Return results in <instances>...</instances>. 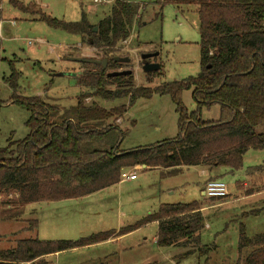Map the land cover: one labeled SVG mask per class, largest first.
Instances as JSON below:
<instances>
[{"label": "trees", "instance_id": "16d2710c", "mask_svg": "<svg viewBox=\"0 0 264 264\" xmlns=\"http://www.w3.org/2000/svg\"><path fill=\"white\" fill-rule=\"evenodd\" d=\"M9 4L50 28L80 36L101 60L107 59V66L103 71L99 65L81 63L83 71L75 76V82L88 92L79 94L75 105L62 109L39 96L18 95L20 74L16 71L5 79L11 95L7 102L0 101V109L8 103L23 109L27 134L20 140L10 137L0 149V206L5 208L0 210V220H19L31 204L80 199L105 190L120 182L122 171L137 166L159 168L160 178L195 166L235 173L242 169L247 151L264 150V128L257 132L264 127V0H157L155 18H160L168 5L195 7L200 71L195 77L152 89L135 87L133 72L106 76L127 67L112 58L129 38L133 25L140 24L143 8L139 4L114 0L109 14L95 25L84 13L72 23L45 16L18 0H9ZM186 91H191L193 110L182 103ZM154 95L168 96L174 104L176 136L121 150L128 129H122L117 121H125L128 109L138 99ZM88 98L105 102L125 99L127 105L106 109L95 101L86 105ZM214 106L219 118L202 120L203 110ZM258 172L264 175V162L247 169L248 175ZM200 209L197 202L161 204L138 226L157 222L159 248H188L177 256L178 261L194 254L201 259L210 249L200 243L204 228ZM29 224L30 229L38 225L36 220ZM132 230L121 229L117 236ZM113 236L114 232H105L76 241L18 240L13 248L0 250V264H51L48 256L106 242ZM243 250L247 254L235 264H264V233L248 238L242 229L239 253Z\"/></svg>", "mask_w": 264, "mask_h": 264}, {"label": "rangeland", "instance_id": "374dc122", "mask_svg": "<svg viewBox=\"0 0 264 264\" xmlns=\"http://www.w3.org/2000/svg\"><path fill=\"white\" fill-rule=\"evenodd\" d=\"M18 1L64 22H78L81 13H84L88 22L95 25L109 14L114 0L103 3H94L93 0ZM122 1L136 3L143 8L140 24L133 25L129 38L119 46L116 54V57L129 59L125 64L127 67L122 70L133 72L135 87L152 89L164 83L195 77L199 73L195 7L176 9L168 5L163 8L161 17L155 18L157 0ZM0 21V101L7 102L11 95L5 79L12 70L20 74L18 95L39 96L54 107L73 106L79 94L88 92L76 85L75 76L83 71V67L72 59L101 60V56L95 49L83 44L80 36L48 27L32 15L13 8L9 0H0ZM153 53L157 56L148 61L158 64L160 69L145 73L141 56ZM93 101L106 109L127 105L125 99L105 102L88 98L84 103L89 105ZM182 103L188 110L195 108L191 91L183 93ZM26 118L27 113L11 103L0 109V149L6 146L10 137L20 140L26 136ZM218 118L217 106L202 112L204 121ZM176 123L175 106L168 96L138 99L128 109L125 121H117L122 129H128L120 149L128 150L173 139L177 133ZM262 128L259 127L257 132ZM263 162L264 150L247 151L241 170L232 175L225 169L226 173L220 177L229 196L214 201L200 194L204 181V177L199 175L200 168L166 179H160L156 170L129 169L126 171L135 173L137 181L121 182L80 199L32 204L24 208L19 220H0V249L12 248L18 240L76 241L99 233L118 234L121 229L130 227L133 230L121 238L113 236L107 242L69 250L49 261L51 264H203L207 260V264H235L247 254V250L239 253L241 230L248 238L264 233V175L262 172L247 173L248 168ZM247 176V186L239 189L237 183L242 186ZM253 191L257 192L249 194ZM191 202L205 207L200 243L210 250L201 259L194 254L178 261L177 256H182L188 248H159L155 240V223L138 225L148 213L156 212L161 204ZM3 209L0 206V210ZM32 220L38 223L35 229H30L29 222Z\"/></svg>", "mask_w": 264, "mask_h": 264}, {"label": "crops", "instance_id": "0c3cea01", "mask_svg": "<svg viewBox=\"0 0 264 264\" xmlns=\"http://www.w3.org/2000/svg\"><path fill=\"white\" fill-rule=\"evenodd\" d=\"M79 47V46H78ZM76 49H77V47H76ZM129 150V149H128ZM138 167H140L139 168V170H144V171H148V170H156V171H159L160 169L159 168H148V167H142V166H137V167H135L134 169H138ZM195 168H200V173H199V175L200 176H202V177H204V181H203V184H202V189L200 190V194L204 197V198H207V197H205V195H204V187H205V184L209 181V180H214V179H218V180H221L220 179V177H221V175L222 174H225L226 173V171H225V169L224 170H221L222 168H213V169H207V168H204V167H201V166H195V167H182L181 169H180V171L176 174V175H174V176H171V177H175V176H177V175H181V174H183L184 172H189L191 169H195ZM227 173H229V174H232V175H235L237 172H235V173H230L228 170H227ZM131 174H135V173H131ZM136 175V174H135ZM171 177H166V178H171ZM166 178H160V179H166ZM137 175H136V179L135 180H133V181H128V182H135V181H137ZM249 181V176H247V179L243 182V185L242 186H244V187H242L241 186V184L240 183H237V187L239 188V189H245V187L247 186V184H246V182H248ZM119 183H121V182H119ZM118 183V184H119ZM118 184H116V185H118ZM115 185V186H116ZM112 187H114V186H112ZM112 187H110V188H112ZM107 189H109V188H107ZM257 191H253V192H250L249 194H254V193H256ZM259 192V191H258ZM247 194V193H246ZM229 196V195H228ZM227 196V197H228ZM241 196V195H240ZM227 197H225V198H227ZM224 199V198H223ZM211 201H214V200H211ZM214 203V202H213ZM42 204H45V203H42ZM32 205V204H31ZM30 205H28V206H26L25 207V209L26 208H28ZM200 207H201V209H200V212L202 213V211H203V209L205 208V207H202V205H201V203H200ZM32 211H34V210H32ZM147 215H150V213H148ZM151 223H155V225L157 226V222H151ZM117 232H115V234H114V238H121L123 235H121V236H117V234H116ZM125 235H127V234H125ZM124 235V236H125ZM155 240H156V237H155ZM107 242V241H106ZM13 248V247H12ZM85 248H87V247H85ZM10 249V248H9ZM80 249H83V248H80ZM80 249H74V251L75 250H80ZM0 250H7V249H0ZM73 251V250H72ZM64 252H61V253H57V254H54V255H51V256H48L47 257V259L48 260H50V259H52V258H57V257H60L62 254H63ZM21 264H28V263H21Z\"/></svg>", "mask_w": 264, "mask_h": 264}, {"label": "water", "instance_id": "95a60500", "mask_svg": "<svg viewBox=\"0 0 264 264\" xmlns=\"http://www.w3.org/2000/svg\"><path fill=\"white\" fill-rule=\"evenodd\" d=\"M95 31H96V28H94V32ZM156 56H157L156 53L143 54L141 56V61L143 62L142 69L145 73L156 72L160 69V66L158 64H153V63L148 62L149 59L154 58ZM72 61L77 62V63L99 65V66H101L103 71L106 69V66H107V59L98 60V59H94V58H76V59H72ZM112 61L115 63H120V64H128L129 59L126 57H124V58L113 57ZM131 72H132L131 70H123V71L108 73L106 76H107V78L129 76L131 74ZM73 75H76V74H73ZM142 167H145V166H142Z\"/></svg>", "mask_w": 264, "mask_h": 264}, {"label": "built area", "instance_id": "2783aa9c", "mask_svg": "<svg viewBox=\"0 0 264 264\" xmlns=\"http://www.w3.org/2000/svg\"><path fill=\"white\" fill-rule=\"evenodd\" d=\"M107 0H93L94 3H103ZM14 24V22H11ZM2 35V22L0 21V38ZM136 179L135 174L124 170L120 173V182L133 181ZM204 195L209 199H223L228 196V190L221 180H209L204 187Z\"/></svg>", "mask_w": 264, "mask_h": 264}, {"label": "flooded vegetation", "instance_id": "af4514ba", "mask_svg": "<svg viewBox=\"0 0 264 264\" xmlns=\"http://www.w3.org/2000/svg\"><path fill=\"white\" fill-rule=\"evenodd\" d=\"M149 62V61H148Z\"/></svg>", "mask_w": 264, "mask_h": 264}]
</instances>
